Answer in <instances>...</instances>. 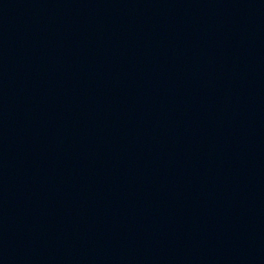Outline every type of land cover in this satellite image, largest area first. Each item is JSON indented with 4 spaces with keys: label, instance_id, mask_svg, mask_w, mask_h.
<instances>
[{
    "label": "water",
    "instance_id": "1",
    "mask_svg": "<svg viewBox=\"0 0 264 264\" xmlns=\"http://www.w3.org/2000/svg\"><path fill=\"white\" fill-rule=\"evenodd\" d=\"M264 0H0V264H263Z\"/></svg>",
    "mask_w": 264,
    "mask_h": 264
}]
</instances>
